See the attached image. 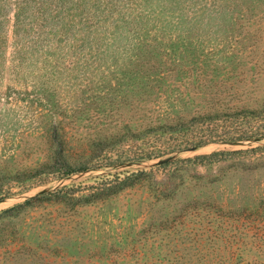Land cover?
Wrapping results in <instances>:
<instances>
[{
    "label": "rangeland",
    "instance_id": "obj_1",
    "mask_svg": "<svg viewBox=\"0 0 264 264\" xmlns=\"http://www.w3.org/2000/svg\"><path fill=\"white\" fill-rule=\"evenodd\" d=\"M262 103L264 0H0V264H264V143L212 145L264 134L198 121ZM189 146L244 152L151 165Z\"/></svg>",
    "mask_w": 264,
    "mask_h": 264
},
{
    "label": "trees",
    "instance_id": "obj_2",
    "mask_svg": "<svg viewBox=\"0 0 264 264\" xmlns=\"http://www.w3.org/2000/svg\"><path fill=\"white\" fill-rule=\"evenodd\" d=\"M22 13H24V10L21 8ZM21 14L19 13L17 15V19L18 16H20ZM263 68V67H262ZM259 73H261V69L258 70ZM263 73V72H262ZM195 94L199 93V92H194ZM199 95V94H197ZM257 103V102H256ZM253 119L256 120V122H258L257 125H251V129L250 130H245L244 128H238L236 130H232V132L226 133V135H231V136H235V135H239V136H246V135H255L257 133L259 134H264V103L262 104H256L255 106H242V107H236V108H226L223 110H215L213 113H202V115H200L198 117V121L199 123H204L206 121H209L208 124L210 123H214L216 125L215 129L217 130V127H219V121L223 120L226 121V123L229 120H240V119ZM238 123V122H237ZM207 124V125H208ZM193 121H190V123H183L181 120L180 121H176V125L174 126H169L170 128L168 129H173L174 131L176 130H180L184 127L187 126H192ZM239 126H241V123H238ZM230 125H228L227 127H229ZM214 129V130H215ZM54 130L56 131V128H54ZM219 136H223V133H215V134H211L209 136V138H215V137H219ZM52 149L53 151V155H52V159L53 158H57V157H67V155H65V151H66V147L67 144L65 143L64 140H59V139H54L52 144ZM256 149V148H255ZM254 150V149H252ZM242 150H235L233 152L230 151H223V152H212L206 155H203L202 157L204 158H211L212 161H217L220 158H222L223 156L226 155H231V154H241ZM66 165H63L62 167L56 168V169H51V170H45L44 172L46 173H58V174H69L72 173L73 171H75V169H85L88 166L85 164V162H82L80 164H77L75 166H73V164L66 162ZM144 173V170H140L139 172L136 173H127V174H122L120 175L115 174L112 177H108L105 179H102L100 181H97V185H94L92 187L96 188L95 194L98 198H107L110 195H115L119 192H121L122 190L129 188L131 186H133L136 182V180H138L140 178V174ZM10 189L9 188H4L2 186V184H0V199H2L3 197L7 196V194L10 193ZM52 195H54V193H49V194H38L30 199H28L24 204H21L19 206L10 208L9 210H14V209H21L24 208L28 205H32L35 201H37L38 199L42 200L45 199L47 197H52ZM250 263V262H249ZM256 264H263V263H256Z\"/></svg>",
    "mask_w": 264,
    "mask_h": 264
},
{
    "label": "water",
    "instance_id": "obj_3",
    "mask_svg": "<svg viewBox=\"0 0 264 264\" xmlns=\"http://www.w3.org/2000/svg\"><path fill=\"white\" fill-rule=\"evenodd\" d=\"M264 143V139L262 138H256V137H239V138H230V139H224L220 141H216L213 144L216 145H233V144H262ZM210 147V146H209ZM209 147L204 146H189L181 149L172 150L170 152L162 154L157 160L152 161L151 165H157V164H163L168 163L172 161H176L178 159H181L183 157H189V156H198L201 154H207L209 153ZM120 167H125L128 165H134L143 167L145 166L144 162L142 161H125L121 164H118ZM13 200V198L3 199L0 201V210L1 208L8 202Z\"/></svg>",
    "mask_w": 264,
    "mask_h": 264
}]
</instances>
